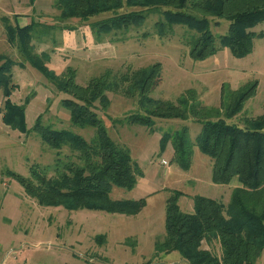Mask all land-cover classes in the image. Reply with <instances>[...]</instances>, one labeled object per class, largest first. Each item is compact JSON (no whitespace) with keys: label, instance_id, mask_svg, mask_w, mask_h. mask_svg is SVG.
Listing matches in <instances>:
<instances>
[{"label":"trees","instance_id":"trees-1","mask_svg":"<svg viewBox=\"0 0 264 264\" xmlns=\"http://www.w3.org/2000/svg\"><path fill=\"white\" fill-rule=\"evenodd\" d=\"M54 7L58 15L54 23L43 25L45 30L40 29V21L20 26L2 17L7 41L15 47L14 56L19 60L0 53V93L4 97L1 119L12 130H34L42 143L56 150L50 166H30L29 176L9 169L5 173L40 206L137 215L145 200L111 197L114 187L132 190L141 174L128 148L111 138L97 112L108 109L107 92L119 90L129 97L137 96L146 113L129 115L127 123L152 131L154 117H197L201 128L194 141L183 129L180 133H164L161 143L171 142L174 158L183 170L190 168L196 146L212 162L213 183L224 185L236 180L237 186L227 204L193 195L191 212L178 204L183 192L172 190L165 203V233L162 240L156 241L155 250L177 252L187 264H256L264 256V114L243 118V125L230 121L255 95L256 80L230 90L216 118L202 120L197 107L184 105L185 99L173 103L149 96L158 82L159 63L119 75L107 71L80 85L75 68L67 66L59 72L49 64L47 52L37 54L31 42L33 38L43 40L42 36L54 30L72 31L78 25L88 26L96 42L105 36L117 41L120 33L142 27L148 16L157 13L154 34L165 37L175 26L185 28L183 39L191 59L201 61L224 48L234 57L243 58L253 51L254 40L264 37V30H254L264 23V0H56ZM218 19L226 21L228 27L224 33L215 34L211 22L217 25ZM151 33L144 32L146 36ZM25 65L36 69L62 95L59 103L69 111L71 125L93 128V138L86 140L72 129L43 124L42 113L27 128L25 109L31 96H26L22 104L9 99L17 86L13 67ZM111 121L122 123L118 118ZM64 148L69 153H63ZM213 242L220 245V255L202 246Z\"/></svg>","mask_w":264,"mask_h":264},{"label":"rangeland","instance_id":"rangeland-1","mask_svg":"<svg viewBox=\"0 0 264 264\" xmlns=\"http://www.w3.org/2000/svg\"><path fill=\"white\" fill-rule=\"evenodd\" d=\"M55 1H26L28 4L19 6V12L31 15L29 22L40 21V29L45 30L46 26L43 25L54 23L58 15ZM12 8L8 1L0 0V53L8 52L5 49L6 34L2 17H6L5 14ZM157 18V13H152L142 27L120 33L117 41L105 36L96 42L89 27L86 31L90 35H86V38L82 37L84 28L74 32L72 35L77 41H72L75 45L72 46L71 55L84 45L95 48L91 51L89 62L85 59L76 62L75 59L79 57L73 54L75 56L70 65L76 69L77 83L86 85L91 78L104 75L107 71L119 75L159 63L161 71L158 82L149 94L152 98L173 103H181L185 99L184 105L197 107L200 111L199 119H214L221 111V102H227L230 90L256 80L258 86L255 95L230 121L243 125V118L264 114V37L255 39L253 51L243 58L234 57L228 48H224L197 61L188 55V47L183 39L185 28L175 26L170 35L158 37L152 28ZM214 20L211 22L212 32L224 33L228 23L218 19L215 25ZM8 21L10 24H21L20 20ZM254 30H264V23ZM144 32L152 33L146 36ZM61 36L60 30L42 36L43 43L45 41L49 45L48 50L43 52L49 56L50 50L62 46ZM11 57L19 60L13 54ZM49 64L52 65L51 61ZM29 82L32 83L31 80ZM45 82H48L45 78H37L32 88L23 87L15 93V100L24 101L26 96H31V104L25 112L27 128H31L36 117L42 113L43 124L72 129L86 140L93 138V128L82 129L71 125L69 111L59 103L62 95L52 84ZM47 96L49 101L46 100ZM107 96L110 100L108 109L97 112L111 138L128 148L141 174L137 176L132 190L114 187L111 197L142 198L146 202L141 211L137 215H126L38 205L5 171L9 169L29 176L30 166H50L56 150L42 143L40 136L32 129L22 133L5 127L0 117V264H187L177 252L165 254L155 250L156 241L162 240L165 233V203L171 191L176 189L183 192L178 204L187 212L193 210L192 197L195 194L228 203L232 187L237 186L236 180L224 185L213 183L212 162L196 146L193 147L190 168L183 170L174 158L171 142L161 143L164 133H180L183 129H187L190 139L194 141L201 128L197 117L186 120L154 117L152 131L138 124L127 123L129 115L146 113L145 107L139 105L137 96L129 97L119 90L107 92ZM3 98L0 93V110ZM111 118L121 119L122 123H113ZM62 152L69 153L67 148ZM161 160L167 164H162ZM202 246L220 255L217 242L203 243ZM256 264H264L263 255L256 260Z\"/></svg>","mask_w":264,"mask_h":264},{"label":"crops","instance_id":"crops-1","mask_svg":"<svg viewBox=\"0 0 264 264\" xmlns=\"http://www.w3.org/2000/svg\"><path fill=\"white\" fill-rule=\"evenodd\" d=\"M6 1H8L10 6L13 7L10 11H8L5 14L6 18L8 20L12 19L13 20L12 22H16V20H20L21 24H19L18 22L15 23V24H19L20 26L28 24L30 21L31 15L19 12V6H21L22 4H28V3H26V1H29V3H30V0H6ZM52 4H53V1L51 3V6H52ZM81 28H84V35L82 36L83 38L86 35L87 36L90 35V32L88 33L86 31V28H88V26H79L74 31H66L65 30V31H62V36L60 38L62 43H63L62 46L56 47L54 49L51 48L52 50H50V52H49V56H50L49 61H51V63H52L51 66H53L59 72L60 71L62 72L67 66H71L70 65L71 60H72V58L74 59L75 55H76V57L80 58V59L79 58L75 59V60H77L76 62H83L85 60H87L89 62L91 60V58H89V57L93 53L91 51H93V49H95V48H91L89 45L87 47L84 45V43L82 44L84 46L80 48V51L72 52L75 55L70 54V52L72 50V46H74L75 42L77 41L73 37L72 34L74 32H78ZM87 38H89V37H87ZM73 39L75 41L74 45L72 44ZM5 43H6L5 49L8 50L7 54L8 55H12V54L16 55L17 52H16L15 47L7 41V38L5 39ZM31 44H32V46H34V48H35L34 50H36V52H38V53L46 51L49 48V45L47 42L44 41V43H43L42 40L38 41V39H35V38L32 39ZM13 77H14V82L17 86L14 89V91H12V93L10 94L9 99L15 104H21L23 102L22 100H15V97H16L15 93H17V90H20L23 87L25 89H28L29 87L32 88L34 85L33 83H34V81L37 80V78L44 79L42 75L40 76V74H37L36 72H34L30 68L29 65H25L23 68H20L19 66H14L13 67ZM30 80L32 81V83L29 82ZM45 83L48 84V82H45ZM3 100H4V98H3ZM46 100L47 101L49 100L48 96L46 97ZM30 104H31V99H30L28 105L26 106L25 112H26V110ZM0 117H1V112H0ZM5 127H8V126H5ZM232 188H234V187H232ZM188 210H190V209H188Z\"/></svg>","mask_w":264,"mask_h":264},{"label":"built area","instance_id":"built-area-1","mask_svg":"<svg viewBox=\"0 0 264 264\" xmlns=\"http://www.w3.org/2000/svg\"><path fill=\"white\" fill-rule=\"evenodd\" d=\"M161 163L164 165L167 164V162L165 160H161Z\"/></svg>","mask_w":264,"mask_h":264}]
</instances>
